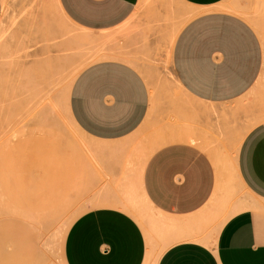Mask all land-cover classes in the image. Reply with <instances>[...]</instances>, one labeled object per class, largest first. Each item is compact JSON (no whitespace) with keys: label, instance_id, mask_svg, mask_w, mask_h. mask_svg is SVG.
<instances>
[{"label":"crops","instance_id":"0c3cea01","mask_svg":"<svg viewBox=\"0 0 264 264\" xmlns=\"http://www.w3.org/2000/svg\"><path fill=\"white\" fill-rule=\"evenodd\" d=\"M24 1L33 0H0V18L2 9L10 18V3ZM143 1L55 0L75 26L95 36L114 35L91 42L112 46L78 73L69 92L71 119L95 140L118 141L146 121L152 127L156 119L144 77L118 47V30H110L128 21ZM180 1L196 11L169 51L187 96L174 109L181 128L156 125V141L166 144L148 156L140 179L142 195L160 222L146 233L120 208L88 210L66 232L65 264H148L158 252L153 264H264V114L241 135L233 160L247 197L226 181L222 198L221 161L215 158L220 153H210L213 161L201 145L217 143L212 134L221 132L222 124L233 128L239 101L264 75V20L253 16L257 0Z\"/></svg>","mask_w":264,"mask_h":264},{"label":"rangeland","instance_id":"374dc122","mask_svg":"<svg viewBox=\"0 0 264 264\" xmlns=\"http://www.w3.org/2000/svg\"><path fill=\"white\" fill-rule=\"evenodd\" d=\"M166 1L144 0L128 21L110 29L118 30V47L144 77L156 117L152 127L146 121L114 142L98 141L82 132L70 117L68 103L78 73L99 60L107 45L112 46L91 42L114 35L95 36L75 26L55 0L10 3V18L2 9L0 264H65L68 228L97 207L126 211L146 233L158 226L157 214L141 192L140 168L152 151L166 144L156 141V125L168 122L169 128H181L174 109L187 96L172 70L170 39L196 14L180 0ZM252 11L254 17L260 16L258 22L264 20V0H257ZM239 102L233 128L222 124L221 132L212 134L217 143L202 144L209 154L220 153L215 158L221 161L222 198L226 181L247 197L236 181L233 160L241 135L264 114V75ZM110 201L114 204L106 203Z\"/></svg>","mask_w":264,"mask_h":264},{"label":"bare ground","instance_id":"6f19581e","mask_svg":"<svg viewBox=\"0 0 264 264\" xmlns=\"http://www.w3.org/2000/svg\"><path fill=\"white\" fill-rule=\"evenodd\" d=\"M181 26H182V25H181ZM176 32H177V31H175L174 34L172 33V35H174V36H173V38L171 37V39H170L171 41H172V39H174ZM172 35H171V36H172ZM180 134H181V133H180ZM170 138H171V137H170ZM175 139H176V138H175ZM166 140H168V139L166 138ZM159 142H160V141H159ZM194 144H195V143H194ZM196 144L198 145V143H196ZM235 144H236V143H235ZM199 145H200V143H199ZM201 145H202V144H201ZM238 145H239V143H237V145H236V147H235V148H236V151H237ZM142 165H144V163H143ZM140 169H142V168H140ZM141 171H142V170H141ZM147 201H148V200H147ZM129 202H131V200H130ZM107 204H111V205H112V204H114V202H109V203H107ZM116 204H117V203H116ZM119 204H121V203L119 202ZM119 204H118V205H119ZM123 204H124V202H123ZM132 204H133V203H132ZM119 206H121V205H119ZM123 206H125V205H123ZM124 208H126V206H125ZM127 208H128V207H127ZM129 208H130V207H129ZM136 213H137V211H136Z\"/></svg>","mask_w":264,"mask_h":264}]
</instances>
